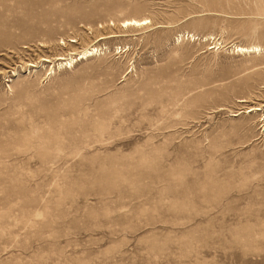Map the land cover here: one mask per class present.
<instances>
[{"label":"rangeland","instance_id":"obj_1","mask_svg":"<svg viewBox=\"0 0 264 264\" xmlns=\"http://www.w3.org/2000/svg\"><path fill=\"white\" fill-rule=\"evenodd\" d=\"M0 264H264V0H0Z\"/></svg>","mask_w":264,"mask_h":264},{"label":"bare ground","instance_id":"obj_2","mask_svg":"<svg viewBox=\"0 0 264 264\" xmlns=\"http://www.w3.org/2000/svg\"><path fill=\"white\" fill-rule=\"evenodd\" d=\"M147 22H150V20L148 18H143V19H129V20H125L122 23V26H127V25H143L146 24ZM113 36V35H112ZM103 38V37H102ZM72 42H75V40ZM234 49L236 50V53H245V52H259L262 50V48L260 46H250V47H246V46H241V45H235ZM99 48L96 46L90 47L88 49H85L84 51L78 53L76 56L72 55L69 58H65L62 56H59L57 58V60H62V62L59 63V67L61 66H71L73 65L74 62H77L81 59H86L94 54H96L98 52ZM235 52V51H234ZM49 60L48 58H44V61ZM56 64V63H55ZM31 66H34V64H31ZM260 109L259 107H252L250 108V110L254 111V110H258Z\"/></svg>","mask_w":264,"mask_h":264}]
</instances>
